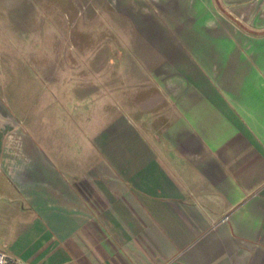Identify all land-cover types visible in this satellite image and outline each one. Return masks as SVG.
I'll return each mask as SVG.
<instances>
[{"label":"crops","instance_id":"0c3cea01","mask_svg":"<svg viewBox=\"0 0 264 264\" xmlns=\"http://www.w3.org/2000/svg\"><path fill=\"white\" fill-rule=\"evenodd\" d=\"M76 1L0 39V251L264 264V0Z\"/></svg>","mask_w":264,"mask_h":264},{"label":"rangeland","instance_id":"374dc122","mask_svg":"<svg viewBox=\"0 0 264 264\" xmlns=\"http://www.w3.org/2000/svg\"><path fill=\"white\" fill-rule=\"evenodd\" d=\"M71 1L77 2L76 0H0V39H3L5 34H8V37L16 40L18 31L33 25V23L36 25L39 22L37 16L39 10H49L57 7L63 11L69 8ZM100 17L101 15H94V21L100 20ZM103 31V27L94 26L92 31L93 39L100 37ZM48 38L50 37L48 36ZM129 64L126 63L125 70L130 67ZM125 80L126 82L132 81L131 78H126Z\"/></svg>","mask_w":264,"mask_h":264},{"label":"built area","instance_id":"2783aa9c","mask_svg":"<svg viewBox=\"0 0 264 264\" xmlns=\"http://www.w3.org/2000/svg\"><path fill=\"white\" fill-rule=\"evenodd\" d=\"M0 264H21V263L11 255H9L8 253L0 251Z\"/></svg>","mask_w":264,"mask_h":264}]
</instances>
